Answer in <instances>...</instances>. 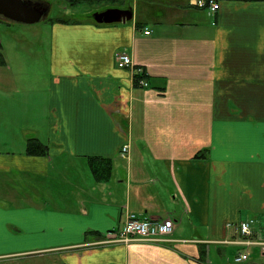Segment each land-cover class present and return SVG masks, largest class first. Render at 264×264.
Instances as JSON below:
<instances>
[{
	"label": "crops",
	"instance_id": "0c3cea01",
	"mask_svg": "<svg viewBox=\"0 0 264 264\" xmlns=\"http://www.w3.org/2000/svg\"><path fill=\"white\" fill-rule=\"evenodd\" d=\"M103 3L83 12L132 18H50L38 29L49 53L16 59L8 44L19 50L27 23L0 20V264H233L241 252L264 264L261 244L231 241L251 220L264 242V1L220 0L212 14L190 0ZM30 138L47 153L28 152ZM89 158L110 162L108 177ZM130 212L172 218L169 240L105 241Z\"/></svg>",
	"mask_w": 264,
	"mask_h": 264
},
{
	"label": "built area",
	"instance_id": "2783aa9c",
	"mask_svg": "<svg viewBox=\"0 0 264 264\" xmlns=\"http://www.w3.org/2000/svg\"><path fill=\"white\" fill-rule=\"evenodd\" d=\"M190 3L198 8L207 10L209 14L215 13L220 8V0H190ZM146 34L150 33V30L145 31ZM117 64L121 68H130L134 75H141L145 73L142 67L135 66L132 57L122 51L116 55ZM138 85L148 86L149 82L146 77H140L137 81ZM130 151V145L124 144L122 147V154L127 155ZM251 220L242 221L239 224V230L242 238L240 241H236L245 245L262 244L264 249V242L253 240L251 237ZM174 220L167 218V220H154L151 217H144L136 213L130 212L127 215L126 221L121 229L116 231V234L111 236L107 242H129V241H155L164 242L169 240L170 235L174 230ZM247 253H240L235 257V262H243L248 259Z\"/></svg>",
	"mask_w": 264,
	"mask_h": 264
},
{
	"label": "rangeland",
	"instance_id": "374dc122",
	"mask_svg": "<svg viewBox=\"0 0 264 264\" xmlns=\"http://www.w3.org/2000/svg\"><path fill=\"white\" fill-rule=\"evenodd\" d=\"M52 3V10L48 12L46 17H44L41 21L36 22V23H27L24 24L25 28L27 29V34L23 35V37L20 39V43L17 41V46L19 48L14 50L15 48H12V44H8L9 49L11 48L12 50H9L10 53L13 54V59H16L19 52L24 53L26 55H40V54H46L49 53V45L45 41H40L41 38H43V35L38 29H46V25H48V20L53 17H77L81 18L83 20H88L90 17L85 16L83 13L85 11L93 10L94 8L96 9L97 6H104L107 5V3L103 4H96L89 6L88 4H83L77 7H71L72 8V13L66 11L64 7H67L68 4L70 5L69 2H63L61 0H49ZM67 5V6H66ZM70 7V6H68ZM91 8V9H89ZM84 11V12H83ZM83 12V13H82ZM91 19V18H90ZM6 20V19H5ZM33 59H28L27 61L24 62V64H29L32 62ZM31 70L33 68L31 67ZM91 159V158H89ZM153 219V218H152ZM156 220V219H154ZM163 220H167V217H164ZM171 235V234H170ZM109 239H107L108 241ZM255 252L254 250H250V253ZM256 257V252L253 254L250 258H255Z\"/></svg>",
	"mask_w": 264,
	"mask_h": 264
},
{
	"label": "water",
	"instance_id": "95a60500",
	"mask_svg": "<svg viewBox=\"0 0 264 264\" xmlns=\"http://www.w3.org/2000/svg\"><path fill=\"white\" fill-rule=\"evenodd\" d=\"M48 14V7L40 0H0V16L20 23H36ZM91 17L98 23H114L132 18L127 8L110 7L95 11Z\"/></svg>",
	"mask_w": 264,
	"mask_h": 264
},
{
	"label": "trees",
	"instance_id": "16d2710c",
	"mask_svg": "<svg viewBox=\"0 0 264 264\" xmlns=\"http://www.w3.org/2000/svg\"><path fill=\"white\" fill-rule=\"evenodd\" d=\"M102 0H68L71 7H77L83 4H88L89 6H92L94 3H98ZM116 1V0H113ZM250 1H264V0H250ZM83 13V12H82ZM87 17H91V13H83ZM3 17L0 16V20H2ZM140 77H147L145 73H142L141 75H135L134 82L135 85H138L137 81ZM48 147L46 145H43L40 141H38L36 138H30L28 143V152L30 153H47ZM97 159V160H95ZM100 159V160H98ZM91 170L94 174V176L97 179H104L105 177H108V175L111 172V164L110 162L104 160V158H91ZM103 160V162L100 163V161ZM233 264H257L253 262H239V263H233Z\"/></svg>",
	"mask_w": 264,
	"mask_h": 264
},
{
	"label": "bare ground",
	"instance_id": "6f19581e",
	"mask_svg": "<svg viewBox=\"0 0 264 264\" xmlns=\"http://www.w3.org/2000/svg\"><path fill=\"white\" fill-rule=\"evenodd\" d=\"M235 263H239V262H235Z\"/></svg>",
	"mask_w": 264,
	"mask_h": 264
}]
</instances>
